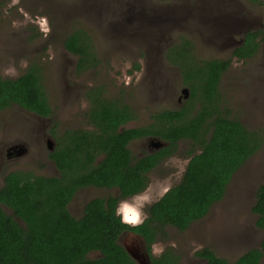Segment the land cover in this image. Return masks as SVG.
<instances>
[{
  "label": "rangeland",
  "instance_id": "374dc122",
  "mask_svg": "<svg viewBox=\"0 0 264 264\" xmlns=\"http://www.w3.org/2000/svg\"><path fill=\"white\" fill-rule=\"evenodd\" d=\"M263 19L264 4L248 0H0V76L15 79L29 65H38L52 109L46 118L17 105L0 111V183L16 171L57 176L48 145L67 130L91 128L86 116V93L91 89L99 87L104 97L131 108L134 119L126 128L145 127L155 113L181 107L182 91L187 89L190 95V89L183 85L167 51L186 40L198 60L231 58L220 77L217 104L225 115L257 132L262 144L233 174L223 198L202 219L184 231L165 227V236L153 244L172 249L179 256L178 264H204L195 256L203 248L228 262L259 248L264 231L255 227L251 209L264 182V36H259L258 50L250 58L237 60L231 53L248 31L261 30ZM76 29L85 30L92 39L97 57L93 69L77 72L76 57L63 47L64 38ZM157 141L136 139L128 147L133 158H139ZM12 146H22L24 153L7 156ZM199 149L187 139L179 140L175 155L149 173V184L141 193L153 202L159 199L164 187L179 183L189 157ZM117 194L116 188H82L68 210L79 218L91 199ZM126 238L119 239L122 247ZM153 244L150 251L159 256L153 253Z\"/></svg>",
  "mask_w": 264,
  "mask_h": 264
},
{
  "label": "trees",
  "instance_id": "16d2710c",
  "mask_svg": "<svg viewBox=\"0 0 264 264\" xmlns=\"http://www.w3.org/2000/svg\"><path fill=\"white\" fill-rule=\"evenodd\" d=\"M248 1L264 4V0ZM261 35L264 19L261 30L248 31L231 56L237 60L253 56ZM63 47L76 57L77 72L97 65L92 39L85 30L68 34ZM190 47L182 40L167 51L183 85L190 89L181 107L155 113L145 127L126 128L134 119L131 108L104 97L99 87L91 89L86 93L91 128L65 131L49 153L59 176L18 171L4 176L0 183V264H136L118 242L122 232L140 235L149 253L151 244L165 236V227L184 231L223 198L233 174L260 149L262 139L225 115L217 104L220 77L231 58L198 60ZM11 105L44 118L52 114L38 65H29L15 79L0 76V111ZM145 137L158 138L167 145L133 158L129 143ZM182 139L200 149L189 157L179 183L146 208L147 218L142 224H121L113 214L118 201L143 192L149 173L164 157L176 152ZM86 186L116 188L118 195L91 199L81 217L75 219L66 206L75 191ZM251 211L256 216L255 227L264 231V182L257 188ZM92 252L100 256L91 259L88 255ZM149 256L151 264L179 261L170 248L159 256ZM195 256L204 259V264H260L264 238L259 248L247 250L233 262L208 248L198 250Z\"/></svg>",
  "mask_w": 264,
  "mask_h": 264
},
{
  "label": "clouds",
  "instance_id": "9594fccd",
  "mask_svg": "<svg viewBox=\"0 0 264 264\" xmlns=\"http://www.w3.org/2000/svg\"><path fill=\"white\" fill-rule=\"evenodd\" d=\"M47 31V29H45ZM168 187H164L160 192V196H163L164 193L168 191ZM153 201L149 196L144 193H138L133 196L130 200L124 199L119 201L116 205L113 214L119 218L121 224L137 226L142 224L147 218L146 213L144 212V207L147 204H151ZM174 246V245H173ZM199 247V246H197ZM152 251L154 254L159 255L163 253L164 247L160 244H153Z\"/></svg>",
  "mask_w": 264,
  "mask_h": 264
},
{
  "label": "water",
  "instance_id": "95a60500",
  "mask_svg": "<svg viewBox=\"0 0 264 264\" xmlns=\"http://www.w3.org/2000/svg\"><path fill=\"white\" fill-rule=\"evenodd\" d=\"M182 93L184 94V99L186 100L189 96L188 90L183 89ZM50 142V140H49ZM156 148H159L164 145V143L157 141L153 144ZM53 149V144L51 143L50 149ZM51 149V150H52ZM18 223H20L19 219H16ZM130 242L132 246L125 247L123 246L124 250L127 254L135 261L136 264H150V256L148 253L144 251V239L137 234H132L130 236Z\"/></svg>",
  "mask_w": 264,
  "mask_h": 264
},
{
  "label": "flooded vegetation",
  "instance_id": "af4514ba",
  "mask_svg": "<svg viewBox=\"0 0 264 264\" xmlns=\"http://www.w3.org/2000/svg\"><path fill=\"white\" fill-rule=\"evenodd\" d=\"M262 28V27H261ZM35 115V114H34ZM40 117V116H39ZM145 138H150V137H145ZM139 139H142V138H139ZM156 139H158V138H156ZM136 140V139H135ZM159 140V139H158ZM47 141V144H49V139H47L46 140ZM160 142H162L161 140H160ZM131 143V142H130ZM162 143H164V145L163 146H161V147H159V148H156L154 145H152V143H151V149L150 150H148V152L147 153H153V152H155L156 150H158V149H160V148H162V147H164V146H166L167 145V143L166 142H162ZM49 146V149H50V146L51 145H48ZM55 146H56V143L53 145V149L51 150V152L54 150V148H55ZM177 146H178V142H177ZM22 153H24V149L22 148V146H12V147H10V149L8 150V153H7V156H19V155H21ZM50 153V152H49ZM176 153V152H175ZM175 153L173 154V155H175ZM144 155V154H143ZM142 155V156H143ZM173 155H170V156H167V157H164L160 162H159V164L157 165V166H159L160 164H162L165 160H167L168 158H170V157H172ZM141 156V157H142ZM53 162V161H52ZM54 164V163H53ZM55 166V165H54ZM38 176H42V175H38ZM57 176H59V173L57 174ZM56 176V177H57ZM45 177H53V176H45ZM87 187H94V186H86V187H81V188H78L77 190H79V189H82V188H87ZM96 188H98V187H96ZM76 190V191H77ZM75 191V192H76ZM75 194V193H74ZM118 195V194H117ZM74 196V195H73ZM113 197H115V196H113ZM133 197V196H132ZM99 198H102V197H99ZM107 198V197H106ZM129 198H131V197H129ZM129 198H124V199H129ZM124 199H120L119 201H121V200H124ZM72 200V199H71ZM70 200V201H71ZM119 201H118V203H119ZM155 202V201H154ZM70 203V202H69ZM68 203V204H69ZM117 203V204H118ZM68 204H67V210H68ZM86 205V204H85ZM84 205V206H85ZM84 208V207H83ZM68 212H69V210H68ZM82 213H83V209H82ZM69 214L71 215V213L69 212ZM72 216V215H71ZM73 217V216H72ZM75 218V217H74ZM80 218V217H79ZM75 219H78V218H75ZM140 225V224H139ZM130 226V225H129ZM130 227H133V226H130ZM132 234H135V233H133V232H131V231H124V232H122L121 233V235L119 236V238H118V242H119V239H121V237L123 238L124 236H127V242H125L124 243V246L125 247H129V246H132V244H131V242H130V240H129V236H131ZM143 245H144V251L146 252V253H148V251H147V245H146V243H145V241H144V243H143ZM148 254H150V255H152V253H151V251L148 253ZM201 259V258H200ZM204 260V259H203ZM151 264V263H150Z\"/></svg>",
  "mask_w": 264,
  "mask_h": 264
}]
</instances>
